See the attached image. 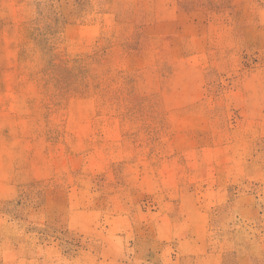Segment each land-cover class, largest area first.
<instances>
[{"label": "rangeland", "instance_id": "374dc122", "mask_svg": "<svg viewBox=\"0 0 264 264\" xmlns=\"http://www.w3.org/2000/svg\"><path fill=\"white\" fill-rule=\"evenodd\" d=\"M0 264H264V0H0Z\"/></svg>", "mask_w": 264, "mask_h": 264}, {"label": "bare ground", "instance_id": "6f19581e", "mask_svg": "<svg viewBox=\"0 0 264 264\" xmlns=\"http://www.w3.org/2000/svg\"><path fill=\"white\" fill-rule=\"evenodd\" d=\"M2 103V100H0V104Z\"/></svg>", "mask_w": 264, "mask_h": 264}]
</instances>
